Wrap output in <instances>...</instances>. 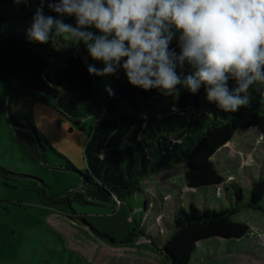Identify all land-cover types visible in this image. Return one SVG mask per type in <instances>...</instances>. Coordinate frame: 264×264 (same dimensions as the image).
<instances>
[{
	"label": "trees",
	"instance_id": "1",
	"mask_svg": "<svg viewBox=\"0 0 264 264\" xmlns=\"http://www.w3.org/2000/svg\"><path fill=\"white\" fill-rule=\"evenodd\" d=\"M48 2L43 3L45 15L76 25L75 16L61 17L48 8ZM39 7L41 0H0V82L6 85V96L39 95L77 127H84L82 120L88 116L97 118L84 149L86 171L79 174L82 192L72 190L49 196V188L41 183L38 192L44 206H62L76 213L74 204L123 201L139 192L141 180L175 165L184 166L189 188H216L222 179L212 162L213 156L242 131L254 130L264 138V91H258L255 85L251 88L250 104L234 113L223 112L208 102L209 115L204 117L203 86L196 94L180 93L174 102L145 118L123 112L159 102L161 91H145L131 85L120 68L110 75V95L100 77L88 73L89 65H98L81 42L79 52L74 47L77 44L62 41V46H58L55 38L46 44L30 41L27 32ZM170 48L179 53L176 38ZM235 86V81L229 80L230 90ZM102 111L104 117H100ZM26 130L14 137L15 145L31 161L44 163L45 147L38 144L32 126ZM73 170L67 163L65 170L60 171ZM42 193L48 201L43 200ZM234 197L236 204L220 211L200 210L193 205L181 210L174 219V232L162 250L165 259L170 264H190L199 243L246 237L248 227L233 221L242 209L240 190L234 189ZM245 208L264 213V182L253 184ZM80 220L99 234L86 219Z\"/></svg>",
	"mask_w": 264,
	"mask_h": 264
},
{
	"label": "rangeland",
	"instance_id": "2",
	"mask_svg": "<svg viewBox=\"0 0 264 264\" xmlns=\"http://www.w3.org/2000/svg\"><path fill=\"white\" fill-rule=\"evenodd\" d=\"M189 71L185 67L184 73ZM100 79L106 90L110 75ZM255 86L264 91V85ZM180 87L179 94L189 92ZM178 95L161 92L159 102L123 112L145 118ZM9 99L0 82V264H170L162 250L174 232L175 216L191 205L200 210L230 208L236 204L234 189L240 190L242 209L233 221L246 225L248 234L239 241L210 239L197 244L190 264H264V213L245 208L253 184L264 182V138L258 132L236 134L213 156L222 179L216 188H189L184 166L175 165L141 180L139 192L123 201L74 204L73 213L62 206H44L38 190L44 183L49 188L46 194L57 196L81 187L84 149L96 116H88L85 126L77 127L34 94L12 98L8 114ZM204 100L202 115L207 117ZM28 126L46 149L44 163L31 161L14 143ZM67 163L74 170L61 172Z\"/></svg>",
	"mask_w": 264,
	"mask_h": 264
},
{
	"label": "clouds",
	"instance_id": "3",
	"mask_svg": "<svg viewBox=\"0 0 264 264\" xmlns=\"http://www.w3.org/2000/svg\"><path fill=\"white\" fill-rule=\"evenodd\" d=\"M43 3L28 39L82 42L104 65H89L90 75L122 68L131 85L165 96L178 95V86L192 94L203 86L206 100L226 113L247 107L250 89L264 85V0H49L51 11L75 16V26L45 15ZM174 38L179 53L170 48Z\"/></svg>",
	"mask_w": 264,
	"mask_h": 264
},
{
	"label": "water",
	"instance_id": "4",
	"mask_svg": "<svg viewBox=\"0 0 264 264\" xmlns=\"http://www.w3.org/2000/svg\"><path fill=\"white\" fill-rule=\"evenodd\" d=\"M59 46V45H58ZM75 48H77L78 50H79V52H81V49H80V46L79 45H75L74 46ZM97 90V89H96ZM34 92H36V93H42V92H40V91H38V90H34ZM15 97V96H14ZM14 97H12V98H14ZM12 98H10L9 100H8V102H7V113L9 114V106H10V101H11V99ZM96 98H97V93H96ZM96 98H95V101H96ZM96 103V102H95ZM95 106V105H94ZM22 129H24V131H27L25 128H22ZM83 129V128H82ZM38 144H39V142H38ZM80 190L82 189V188H79ZM79 189L78 190H76V191H79ZM42 196H43V200L44 201H48V199H46L45 198V196H44V194L42 193Z\"/></svg>",
	"mask_w": 264,
	"mask_h": 264
},
{
	"label": "built area",
	"instance_id": "5",
	"mask_svg": "<svg viewBox=\"0 0 264 264\" xmlns=\"http://www.w3.org/2000/svg\"><path fill=\"white\" fill-rule=\"evenodd\" d=\"M104 115H105V111H102L100 114V117H104ZM82 121H84V120H82Z\"/></svg>",
	"mask_w": 264,
	"mask_h": 264
}]
</instances>
